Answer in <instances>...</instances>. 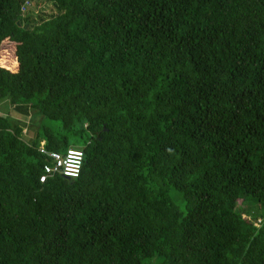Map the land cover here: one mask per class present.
Wrapping results in <instances>:
<instances>
[{
	"label": "trees",
	"instance_id": "trees-1",
	"mask_svg": "<svg viewBox=\"0 0 264 264\" xmlns=\"http://www.w3.org/2000/svg\"><path fill=\"white\" fill-rule=\"evenodd\" d=\"M22 1L0 0V264H264V0ZM41 144L78 174L40 182Z\"/></svg>",
	"mask_w": 264,
	"mask_h": 264
},
{
	"label": "rangeland",
	"instance_id": "rangeland-1",
	"mask_svg": "<svg viewBox=\"0 0 264 264\" xmlns=\"http://www.w3.org/2000/svg\"><path fill=\"white\" fill-rule=\"evenodd\" d=\"M52 11H53V8L48 2H39L33 7H31V9L29 10V14L32 15L34 18L38 19L41 16L42 17L46 16V14ZM13 39L12 40L10 38L4 39L0 45V64L1 66L5 68H9L11 70H14V68H16V58L14 54L16 53V49L18 50V44L17 42L13 41ZM0 111L7 114L10 119H13L14 108H13V105L10 104L8 100H6V98L0 99ZM43 121L48 124L56 123L55 120H48L46 118H43ZM168 195L170 196L173 204L176 207L182 208L183 201H182L180 193L176 189H174L173 187H169ZM237 202L240 207H243L244 209L248 210V205H243L242 203H240V199H238ZM242 215L245 218L248 217L245 212H243ZM158 259L159 258H157V256H154L152 258V260H155L154 264H158L157 262Z\"/></svg>",
	"mask_w": 264,
	"mask_h": 264
},
{
	"label": "built area",
	"instance_id": "built-area-1",
	"mask_svg": "<svg viewBox=\"0 0 264 264\" xmlns=\"http://www.w3.org/2000/svg\"><path fill=\"white\" fill-rule=\"evenodd\" d=\"M31 3L32 0H23L19 6L20 12L22 13ZM38 150L49 159L48 162L42 164V171L38 176L40 182L56 173L69 177H75L78 174L82 156L81 149L68 147L61 152L47 150L41 144Z\"/></svg>",
	"mask_w": 264,
	"mask_h": 264
},
{
	"label": "water",
	"instance_id": "water-1",
	"mask_svg": "<svg viewBox=\"0 0 264 264\" xmlns=\"http://www.w3.org/2000/svg\"><path fill=\"white\" fill-rule=\"evenodd\" d=\"M65 177L68 178V179L70 178L69 176H65Z\"/></svg>",
	"mask_w": 264,
	"mask_h": 264
}]
</instances>
